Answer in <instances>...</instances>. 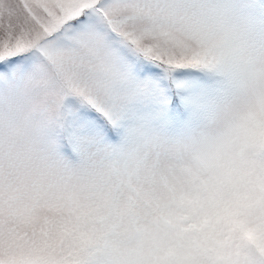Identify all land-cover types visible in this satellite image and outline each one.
<instances>
[{
    "label": "snow or ice",
    "instance_id": "1",
    "mask_svg": "<svg viewBox=\"0 0 264 264\" xmlns=\"http://www.w3.org/2000/svg\"><path fill=\"white\" fill-rule=\"evenodd\" d=\"M0 264H264V0H0Z\"/></svg>",
    "mask_w": 264,
    "mask_h": 264
}]
</instances>
